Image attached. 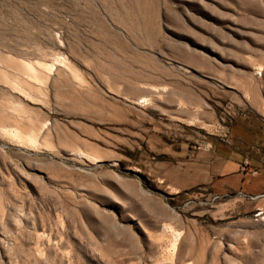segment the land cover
Masks as SVG:
<instances>
[{
	"label": "rangeland",
	"instance_id": "rangeland-1",
	"mask_svg": "<svg viewBox=\"0 0 264 264\" xmlns=\"http://www.w3.org/2000/svg\"><path fill=\"white\" fill-rule=\"evenodd\" d=\"M0 264H264V0H0Z\"/></svg>",
	"mask_w": 264,
	"mask_h": 264
},
{
	"label": "crops",
	"instance_id": "crops-1",
	"mask_svg": "<svg viewBox=\"0 0 264 264\" xmlns=\"http://www.w3.org/2000/svg\"><path fill=\"white\" fill-rule=\"evenodd\" d=\"M205 156V153L198 152L194 159H191L188 163L186 162L185 166L187 174H192L194 178L198 177L200 179L199 182L209 184L210 186L217 185V183L227 186L229 184L227 177L229 174H233L234 179L241 176L239 171L234 170L233 164L218 165V159L214 155L208 154L207 159H205Z\"/></svg>",
	"mask_w": 264,
	"mask_h": 264
}]
</instances>
